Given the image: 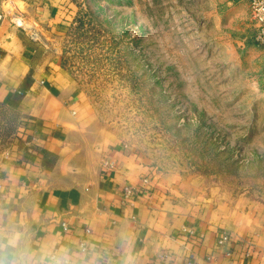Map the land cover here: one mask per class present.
I'll list each match as a JSON object with an SVG mask.
<instances>
[{"label":"crops","instance_id":"0c3cea01","mask_svg":"<svg viewBox=\"0 0 264 264\" xmlns=\"http://www.w3.org/2000/svg\"><path fill=\"white\" fill-rule=\"evenodd\" d=\"M226 2L245 25L244 48L247 37L257 47L247 0ZM3 7L0 264H185L188 231L201 238L196 264H264V203L184 198L177 177L154 171L134 146L96 136L61 58L30 48ZM40 10L62 32V0ZM127 186L136 189L129 199Z\"/></svg>","mask_w":264,"mask_h":264},{"label":"rangeland","instance_id":"374dc122","mask_svg":"<svg viewBox=\"0 0 264 264\" xmlns=\"http://www.w3.org/2000/svg\"><path fill=\"white\" fill-rule=\"evenodd\" d=\"M44 1L2 0L30 48L61 58L96 136L134 146L184 198L264 203V49L244 48L226 0H62V32Z\"/></svg>","mask_w":264,"mask_h":264},{"label":"built area","instance_id":"2783aa9c","mask_svg":"<svg viewBox=\"0 0 264 264\" xmlns=\"http://www.w3.org/2000/svg\"><path fill=\"white\" fill-rule=\"evenodd\" d=\"M249 5L250 14L252 21L255 24V41L258 46L264 49V0H247ZM3 6L2 0H0V8ZM0 20H2V13L0 12ZM2 187L0 186V191ZM125 197L132 198L136 195V189L131 186H127L124 189ZM63 229L65 231H70V226L67 223L62 224ZM188 243L190 248V258L185 264H196V249L199 247L201 243V238L197 236L193 231H188ZM230 241L228 235H224L219 241L218 245L220 247L224 246L226 243ZM82 249L85 250V245L82 244Z\"/></svg>","mask_w":264,"mask_h":264}]
</instances>
